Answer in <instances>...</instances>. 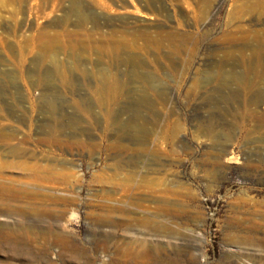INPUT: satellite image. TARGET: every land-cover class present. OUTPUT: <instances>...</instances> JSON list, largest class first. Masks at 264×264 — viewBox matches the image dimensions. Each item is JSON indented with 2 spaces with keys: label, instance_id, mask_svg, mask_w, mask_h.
Here are the masks:
<instances>
[{
  "label": "rangeland",
  "instance_id": "1",
  "mask_svg": "<svg viewBox=\"0 0 264 264\" xmlns=\"http://www.w3.org/2000/svg\"><path fill=\"white\" fill-rule=\"evenodd\" d=\"M256 1L0 0V264H264Z\"/></svg>",
  "mask_w": 264,
  "mask_h": 264
},
{
  "label": "bare ground",
  "instance_id": "2",
  "mask_svg": "<svg viewBox=\"0 0 264 264\" xmlns=\"http://www.w3.org/2000/svg\"><path fill=\"white\" fill-rule=\"evenodd\" d=\"M257 8H264V0H257L254 4L251 6ZM250 7V8H251ZM251 12V11H250ZM242 37L248 38L249 36H252V38L255 39L256 43L252 46H249L250 53L249 57L250 60L253 61V68L252 72L254 71L259 76L261 75L262 66H264V28L263 29H254V30H243ZM251 33V35H250ZM149 253V249L141 252V255H147ZM236 264H240L239 261L234 262Z\"/></svg>",
  "mask_w": 264,
  "mask_h": 264
}]
</instances>
